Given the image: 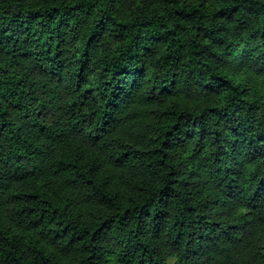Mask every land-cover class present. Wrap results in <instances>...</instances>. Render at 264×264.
<instances>
[{
    "label": "trees",
    "instance_id": "1",
    "mask_svg": "<svg viewBox=\"0 0 264 264\" xmlns=\"http://www.w3.org/2000/svg\"><path fill=\"white\" fill-rule=\"evenodd\" d=\"M0 264H264V0H0Z\"/></svg>",
    "mask_w": 264,
    "mask_h": 264
}]
</instances>
